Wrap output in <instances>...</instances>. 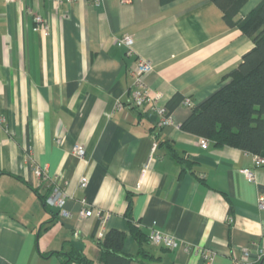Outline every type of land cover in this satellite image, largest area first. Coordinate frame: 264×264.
Returning a JSON list of instances; mask_svg holds the SVG:
<instances>
[{
	"label": "crops",
	"instance_id": "obj_1",
	"mask_svg": "<svg viewBox=\"0 0 264 264\" xmlns=\"http://www.w3.org/2000/svg\"><path fill=\"white\" fill-rule=\"evenodd\" d=\"M259 1L248 0L241 15ZM122 34L133 38L131 56L116 44ZM252 46L210 0H0V264H76L66 257L72 248L102 264L98 244L111 229L125 232L132 264H264L256 255L264 251V165L235 147L209 141L202 149L204 138L179 128ZM137 57L151 61L145 81L162 104L183 97L167 126L130 104ZM169 146L189 156L183 174ZM35 167L62 181L68 216L43 206L50 184ZM128 216L177 246L145 241L144 257Z\"/></svg>",
	"mask_w": 264,
	"mask_h": 264
},
{
	"label": "trees",
	"instance_id": "obj_2",
	"mask_svg": "<svg viewBox=\"0 0 264 264\" xmlns=\"http://www.w3.org/2000/svg\"><path fill=\"white\" fill-rule=\"evenodd\" d=\"M210 1L221 10L226 25L236 26L252 39L253 46L226 75L228 81L203 103L193 106L179 128L207 139L216 147L230 146L253 153L263 159L264 165V0H260L244 16L241 10L248 0ZM182 100L180 94H175L168 105H164L168 113L171 114V109ZM169 151L181 165L180 174H183L190 165L189 156L177 153L170 146ZM40 199L43 206L49 209L46 195H40ZM127 220L141 254L149 257L142 250V243L149 241L150 234L145 235L131 217L128 216ZM125 237V232L116 229L106 233L98 244L102 264H132L133 258L123 252ZM66 257L76 264H92L91 260L74 248Z\"/></svg>",
	"mask_w": 264,
	"mask_h": 264
},
{
	"label": "built area",
	"instance_id": "obj_3",
	"mask_svg": "<svg viewBox=\"0 0 264 264\" xmlns=\"http://www.w3.org/2000/svg\"><path fill=\"white\" fill-rule=\"evenodd\" d=\"M6 3L18 2L20 0H4ZM54 3H75L79 0H50ZM90 4L98 6L103 0H87ZM35 21L40 24L43 22V19L39 15H35ZM46 28V25H44ZM133 38L129 34H122L116 38V44L118 46L125 48V54L131 56L133 54L132 50ZM152 63L148 59L141 57L135 58L133 61L132 67L129 69V74L131 76L132 82L130 87V104L141 114L151 117L155 116V125L158 127L167 126L171 123V115L168 113L164 104L160 102V95L157 92H151L148 88L145 77L148 73L152 71ZM121 104H118V107ZM209 141L207 139H202L200 141V146L202 149L208 148ZM73 153L79 157H84V150L75 145L73 147ZM255 163L257 165L263 164V159L254 156ZM34 174L46 184H50V189L46 194V205L54 211L57 215L68 216L69 212L64 209V204L67 199V195L63 191L62 181L56 182L55 177H51L46 169L42 167H35ZM243 174L246 180L250 182L256 181V173L253 168H244ZM85 180L80 181V185L84 186ZM259 207L261 210H264V197L259 196ZM82 208L80 210V215L84 216L88 212L89 204L86 198L81 200ZM149 241L151 244L156 246H162L167 249H173L177 246L175 238L171 235L165 234L159 230L153 229L149 235ZM193 252L200 254V256L206 261L211 262L213 260V254L206 249L201 248H192ZM242 253L244 256L249 254L248 248H242ZM257 257L264 256V251L260 248L256 250Z\"/></svg>",
	"mask_w": 264,
	"mask_h": 264
}]
</instances>
